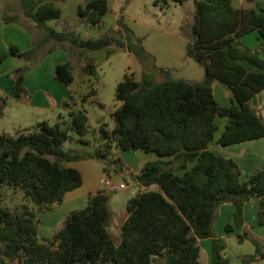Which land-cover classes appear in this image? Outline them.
I'll return each instance as SVG.
<instances>
[{"label":"trees","instance_id":"obj_1","mask_svg":"<svg viewBox=\"0 0 264 264\" xmlns=\"http://www.w3.org/2000/svg\"><path fill=\"white\" fill-rule=\"evenodd\" d=\"M187 1L154 0V6ZM191 1L194 13L186 56L205 68V77L198 82L168 80L170 70L155 67L140 39L129 35L122 17L117 20L121 35L84 40L74 31L56 32L46 26V21L61 17L54 1L19 0L22 14L44 28L46 36L26 52L11 46L13 57L31 60L41 42L51 40L79 48L88 72L94 70V63L84 51L109 46L126 49L142 63L140 80L126 72L116 85L120 106L111 115L113 129L102 123L92 132L96 136L93 155L104 178L124 171L115 149L142 150L159 159L144 163L135 177L145 190L128 200L118 243L108 231L112 194L102 188L90 192L85 207L71 211L50 238L39 240L37 213L53 211L68 191L82 183L79 172L67 164L89 154L65 148V144L73 135L80 144H90L84 138L89 120L83 103L96 92L91 89L83 96L80 107L64 102L67 115H59L54 124L40 121L14 137L0 133V264H201L198 239L206 238L212 239L211 264H230L223 256L225 242L213 229L218 208L225 203L235 207L225 232L238 229L239 242L250 240L255 247L253 255L240 257V264L264 260L259 244L243 231V207L251 198L259 200L257 225L264 226V169L242 181L233 160L208 149L217 130V116L226 119L219 146L264 137V121L250 106L251 98L264 90V59L258 50L240 42L253 31L264 40V9L237 10L231 0ZM107 11L106 0H83L77 16L95 27ZM3 18L6 23L16 21V17ZM4 59L0 55V62ZM53 77L69 86L74 68L70 62L58 64ZM24 80L25 69L17 68L12 75L17 101L26 95ZM213 80L229 87V107L215 101ZM4 189L20 192L22 202L12 208L2 205Z\"/></svg>","mask_w":264,"mask_h":264},{"label":"crops","instance_id":"obj_2","mask_svg":"<svg viewBox=\"0 0 264 264\" xmlns=\"http://www.w3.org/2000/svg\"><path fill=\"white\" fill-rule=\"evenodd\" d=\"M52 1H54V3L61 9V17L56 20L46 21V26L54 29L56 32L74 31L81 39L84 40L96 39L98 36H101V34L103 35V33L92 35L91 30L102 29L106 27L107 22L110 24V28H112L113 31H117V20L120 17H122L124 24L128 27L131 26L133 21L136 22L130 14H124L122 11L117 10V7H119L120 3L124 0H106L108 11L104 15L102 23L95 27L78 20L77 7L83 0ZM170 3L171 2H167L165 5L169 7ZM231 4L232 7L237 10L264 9L263 0H231ZM159 5L161 6V3ZM13 9L14 6L12 4H8V0H0V55H5V59L0 62V109L4 112L5 109L11 105L12 101H16L17 103H21L22 107L29 109L26 110L22 108L25 111H30L31 114L36 113L33 120L36 122L45 121V119H43V115H40L41 112L45 114L48 110H52L53 113L62 112L67 109L63 106L64 102H67L70 106L74 107L73 103L69 100V96L71 98V84L76 81V77L69 86H65L54 79L53 73L58 64L70 62L69 53L73 57L77 56V54L79 56L80 50L79 48L71 45L69 42H59L60 45L58 46L62 50L66 51V54L59 51L57 52V55L53 56V58L52 55L56 52L49 56L46 60L50 62L45 66L47 73L42 78H38L39 80L35 82L36 89L30 92L29 88L24 86L26 88L25 90H27L30 94V100L26 102V97H24L21 100L24 102L17 101L14 97L12 75L13 72L20 66V63L17 62L15 57L9 54L10 47L15 46L20 52H26L31 49L35 41H40L46 36V31L44 28L37 27L35 23L26 18L22 14L21 9V14L16 17L19 21L6 23L3 17L7 16V12ZM193 13L194 10L192 15ZM74 22L79 23L80 29L84 30V33L78 32V25ZM68 24H70V26ZM139 25L140 27L149 29V37L147 40L142 41V46L145 51L153 57V64L155 67L165 68L171 71L178 70L185 65L186 46L191 38L192 23H189L183 35L176 31L173 32L166 29L158 30L148 23H141ZM133 32L134 36L140 37L142 35H138L140 32L137 34L135 30H133ZM8 33L14 36L13 41L8 39ZM122 33L123 31L118 33V35H121ZM251 33H255L258 38V34L255 31L248 33V35H251ZM151 35L153 36L151 37ZM244 36L241 37L242 39L240 38V42L242 41L246 47L253 48V44L249 42L247 43L246 41L244 42ZM47 42L51 45L56 41L53 42L49 40ZM126 52L129 55H133L127 50ZM137 68L138 71L134 73V79L138 81L141 78L143 66L138 62ZM45 77L47 78L46 80L43 79ZM78 81L80 80L77 79V82ZM211 87L217 104L221 107H229L232 99L229 87L218 80H213ZM250 106L257 111L258 115L264 121V90L255 94L251 98ZM59 114L61 115V113ZM215 124L217 126V130L214 133L213 140L210 142L208 149L217 155L233 160L241 171L240 179L242 181H246L254 171L264 169V137L227 146H219L217 145V140L224 131L226 119L217 116L215 118ZM92 135L87 134L84 137L85 140L90 141V144H80L76 135H73L72 140L65 144L67 145L65 148L89 154V156L84 159L72 161L67 164L69 167L79 172L82 183L79 187L68 191L65 194L62 203L56 206L53 211L37 213V218L40 220V225L37 231L39 240L50 238L60 228L61 224L71 211L85 207L87 196L90 192L97 191L102 188L101 182L104 179V173L97 157L93 155L96 136ZM114 151L116 156L122 161L125 168L122 173H112L110 178L117 183H124L126 185L125 190L122 191L127 194L128 202V200L137 192L141 193L145 190V188L140 186L135 180V177L139 173L142 165L150 161L158 160L159 157L156 154L145 153L142 150L122 151L115 149ZM150 188L155 189L156 186H152ZM127 202L124 206L120 205L121 202H119V204H114L113 207L115 210L110 209L112 216L109 221L108 231L111 234L112 229L116 230V236L118 237L117 243L119 242L121 226L128 215L126 209ZM258 205L259 200L257 198H251L245 203L243 207V231L246 232L250 238L255 240L259 244L261 252H264V226L257 225ZM234 210L235 207L232 203H225L221 205L218 208L213 229L216 237L225 242L226 248L223 252V256L230 264H240V257L253 255L255 247L250 240L239 242L237 235L241 233L240 230L235 229L231 233L225 232V226L227 224H231L232 222ZM198 244L200 247L199 261L201 253L204 252L205 254L204 263L201 261L200 263L211 264L212 239H198ZM259 261L260 260L253 264H259Z\"/></svg>","mask_w":264,"mask_h":264},{"label":"rangeland","instance_id":"obj_3","mask_svg":"<svg viewBox=\"0 0 264 264\" xmlns=\"http://www.w3.org/2000/svg\"><path fill=\"white\" fill-rule=\"evenodd\" d=\"M8 4H12L14 9L7 12V16L12 18L18 17L21 14L19 1L8 0ZM117 10L122 11L124 14H130L136 21H133L134 24L131 23V26L126 27L130 30L129 35H133V37L140 39L142 44V41L147 40L149 37V29L140 27L139 24L148 23L158 30L166 29L168 31L179 32L183 35L189 23H192L193 21L192 12L194 10V5L191 0L182 5L170 3L169 7L166 5L154 6V0H124L120 3V6L117 7ZM16 21H19L18 18H16ZM74 23L78 25V32L84 33V30L80 29L79 23ZM68 25L70 26V24ZM133 30H135L137 34L140 32L138 35H142L140 37L134 36ZM112 32L115 33V35H118V33L122 32V30L118 27L117 31H113L108 22L106 27L102 29L91 30L92 35H98L100 33H103L104 35ZM152 36L153 35H151V37ZM243 38L245 39L244 42L246 41L247 43L249 42L253 44L254 46L251 49L258 50L260 57L264 59V40H259L255 33H251V35L247 34ZM8 39L13 41L14 36L8 33ZM37 42L38 40L34 43ZM58 45H60L59 42H55L50 45L47 41H42L40 49H38L39 51H37V54L31 60L15 57L17 62L20 63L18 68L25 69L24 86L28 87L30 92L36 89L35 82L39 80L38 78H42L47 73L45 66L49 64L50 61H47L46 59L54 52L56 53L52 55V58L57 55V52L59 51L66 54V51L62 50ZM84 52L85 56L93 61L94 70L92 72H88L86 69L87 62L85 61V58H81L78 54L73 57L69 53L70 63L74 68V80L76 77V81L71 84V98L69 96V100L73 103V106L76 102L77 106L80 107V101L83 96H85L91 89L95 90L96 94L89 96L83 103V108L86 111L89 120V132L87 134L92 135V132H94L102 123L107 124L108 130L113 129L114 123L111 115L120 106V102L115 99L116 85L122 80L126 72L134 75V73L138 71V62L141 65L142 63L135 55H129L126 52V49L117 48L116 46H109L93 51L86 50ZM43 79L46 80L47 78L45 77ZM77 79L80 81L77 82ZM24 97H26V102L30 100V94L28 92ZM22 108L29 110L26 107H22L21 103L12 101L11 105H9L4 112L0 109V133H6L14 137L17 136V133L20 131L28 132L32 129V127L37 123L33 120L36 113L31 114L30 111L27 112ZM67 111L68 110L66 109L62 112L53 113L52 110H48L46 114L41 112L40 115H43V119H45V121L50 124H54L58 120V116L60 115L59 113L66 116ZM65 146L67 147V145ZM3 199L2 205L12 208L22 202V194L20 192L15 193L11 189H4ZM115 231V229H112L111 236L115 243H117L118 237L116 236L117 233ZM200 261L202 263L205 261L204 252L200 255ZM259 264H264V260H260Z\"/></svg>","mask_w":264,"mask_h":264},{"label":"water","instance_id":"obj_4","mask_svg":"<svg viewBox=\"0 0 264 264\" xmlns=\"http://www.w3.org/2000/svg\"><path fill=\"white\" fill-rule=\"evenodd\" d=\"M205 74V68L192 56L188 55L185 57V65L178 70L169 71L166 78L174 81L198 82L205 77ZM119 202H121V206H124L127 202V194L123 191L116 192L111 196L110 209L115 210L113 205L119 204Z\"/></svg>","mask_w":264,"mask_h":264},{"label":"built area","instance_id":"obj_5","mask_svg":"<svg viewBox=\"0 0 264 264\" xmlns=\"http://www.w3.org/2000/svg\"><path fill=\"white\" fill-rule=\"evenodd\" d=\"M102 189L107 193L114 194L118 191L125 190L126 185L124 183H117L110 178H104L101 182Z\"/></svg>","mask_w":264,"mask_h":264}]
</instances>
